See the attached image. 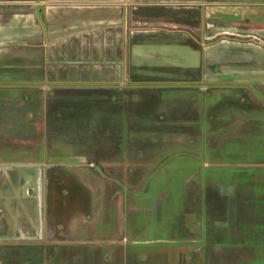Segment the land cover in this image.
Returning <instances> with one entry per match:
<instances>
[{
  "label": "crops",
  "instance_id": "obj_1",
  "mask_svg": "<svg viewBox=\"0 0 264 264\" xmlns=\"http://www.w3.org/2000/svg\"><path fill=\"white\" fill-rule=\"evenodd\" d=\"M187 10L191 17L182 20L180 13ZM162 12L179 17L165 18ZM54 90L126 92L128 103L129 96L138 98L129 93L133 91L153 96L168 90L206 92L204 102L195 103L205 113L199 119L205 126H200L205 135L200 150L207 155L202 171L210 169L216 178L205 172L202 181L193 180V187L207 189L189 202L201 207L221 203L217 208L223 220L229 217L226 204L232 202L237 226L229 228L224 221L193 226L191 220L186 233L213 239L259 231L255 224L264 218V0H0V92L47 95L38 100L4 98L3 93L0 105L34 103L45 114L52 109ZM60 159L93 176L75 180L69 193L62 190L61 216L68 220L59 226L50 223V214L45 223L39 212L44 186H55L52 172L48 175L55 165L53 154L42 166L20 163L13 170L0 157V251L23 246L34 252L86 245L112 249L125 236L124 187L106 179L120 187L103 209L90 197L102 191L96 166L84 164V155ZM194 213L185 216L193 219ZM208 213L214 220L219 212ZM200 214L202 220L203 210ZM156 230L148 228L147 234ZM11 263L21 262L0 258V264Z\"/></svg>",
  "mask_w": 264,
  "mask_h": 264
},
{
  "label": "rangeland",
  "instance_id": "obj_2",
  "mask_svg": "<svg viewBox=\"0 0 264 264\" xmlns=\"http://www.w3.org/2000/svg\"><path fill=\"white\" fill-rule=\"evenodd\" d=\"M191 14V11H182L180 17L189 20ZM162 16L173 19L179 14L164 12ZM92 92L54 90L50 97L53 98L52 109L45 114L42 107L34 103L19 102L16 106L3 101L0 105V157L9 161L6 168L13 170L22 167L20 163L36 162L42 166L53 154L55 165L48 175L52 172L55 186H44L39 212L45 223L50 214L53 217L50 223L60 226L68 220L61 216L62 190L69 193L76 181L88 178L76 167L62 163L60 158L84 155V164L91 163V169L96 166L103 178L101 194L90 195L92 201L99 200L104 209L109 195L124 187L125 236H121L119 245L112 249L86 245L56 250H40L39 247L38 252H34L23 246L19 250L0 251V258L7 261L16 258L19 264H30L33 258H37L33 264H99L97 260H101L100 264H264L263 217L255 224L259 228L255 234H219L213 240L205 234L190 236L186 233L185 227L191 220L193 226L199 222L208 227L220 226L222 221L229 228L237 226L232 202L226 204L229 217L225 220L221 218V207L217 208L221 203L214 200L209 207L207 204L201 207L199 202H189L191 197L196 201L207 189L193 185L210 171H202L207 161L206 151L200 150L203 146L200 141L205 140L204 131L200 132V126L202 129L205 126L199 122L204 118V108L195 105L204 102L207 93L168 90L157 91L153 96L133 91L129 93L138 98L131 100L129 96L128 103L126 92ZM3 93L4 98L39 100L47 97L37 91H5L0 92V96ZM111 99L115 104L111 105ZM80 101H85L86 106ZM177 118H182L183 122H178ZM179 135L181 140L176 138ZM207 174L211 178L215 175ZM3 178L0 175V180ZM106 179H113L120 186ZM180 184L183 186L181 194ZM47 192L49 195L53 192L56 198L51 199ZM197 204L200 209L196 208ZM209 209L219 212L215 213L214 220L210 218ZM202 210L205 220L200 218ZM191 211L196 213L193 219L185 216ZM152 227L157 229L155 234H147Z\"/></svg>",
  "mask_w": 264,
  "mask_h": 264
}]
</instances>
